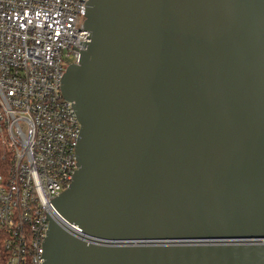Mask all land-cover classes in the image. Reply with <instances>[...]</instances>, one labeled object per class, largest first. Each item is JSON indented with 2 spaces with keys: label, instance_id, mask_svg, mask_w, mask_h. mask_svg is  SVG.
<instances>
[{
  "label": "water",
  "instance_id": "95a60500",
  "mask_svg": "<svg viewBox=\"0 0 264 264\" xmlns=\"http://www.w3.org/2000/svg\"><path fill=\"white\" fill-rule=\"evenodd\" d=\"M62 95L78 169L44 264H264V0H90ZM90 239V240H89Z\"/></svg>",
  "mask_w": 264,
  "mask_h": 264
},
{
  "label": "built area",
  "instance_id": "2783aa9c",
  "mask_svg": "<svg viewBox=\"0 0 264 264\" xmlns=\"http://www.w3.org/2000/svg\"><path fill=\"white\" fill-rule=\"evenodd\" d=\"M90 0H0V233L3 264H44L53 205L78 169L81 125L62 95L91 33ZM90 240V239H89Z\"/></svg>",
  "mask_w": 264,
  "mask_h": 264
},
{
  "label": "trees",
  "instance_id": "16d2710c",
  "mask_svg": "<svg viewBox=\"0 0 264 264\" xmlns=\"http://www.w3.org/2000/svg\"><path fill=\"white\" fill-rule=\"evenodd\" d=\"M5 240V236L3 237L0 233V264H3L2 260L3 257L6 255V252L4 251L3 241Z\"/></svg>",
  "mask_w": 264,
  "mask_h": 264
}]
</instances>
